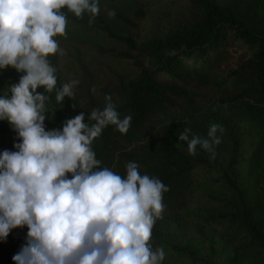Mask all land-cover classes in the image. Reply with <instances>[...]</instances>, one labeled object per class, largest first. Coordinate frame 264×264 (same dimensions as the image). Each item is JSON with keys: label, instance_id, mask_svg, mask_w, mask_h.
<instances>
[{"label": "trees", "instance_id": "1", "mask_svg": "<svg viewBox=\"0 0 264 264\" xmlns=\"http://www.w3.org/2000/svg\"><path fill=\"white\" fill-rule=\"evenodd\" d=\"M154 1L133 0L132 16L116 13L130 27L127 34L115 30L100 4L96 18L109 37L125 45L112 48L114 55L130 60L138 74L121 81L126 96L116 106L121 119L132 117L131 127L126 134L115 125L105 127L92 145L96 158L100 167L121 176L134 162L141 175L168 187L163 218L152 231L153 249L161 221L196 209L202 226H227V240L234 245L229 264H264V0H185V12L168 34L145 37L143 24ZM244 50L248 53L240 56ZM56 76L61 88L59 71ZM181 100L236 109V118L223 133L217 132L221 143L215 146L214 160L199 145L195 155L189 154L188 142L179 140L185 128L191 129L190 138H206L210 128L186 115V109L182 116L157 122L156 117ZM57 104L64 109L46 118L47 129H62L66 119L81 111L88 120L91 113L76 96ZM0 133L16 135L7 120L0 121ZM24 239L21 231H11L0 240V252ZM169 244L175 260L190 256L199 264H218L188 246Z\"/></svg>", "mask_w": 264, "mask_h": 264}, {"label": "clouds", "instance_id": "2", "mask_svg": "<svg viewBox=\"0 0 264 264\" xmlns=\"http://www.w3.org/2000/svg\"><path fill=\"white\" fill-rule=\"evenodd\" d=\"M100 10V0H0V70L23 73L0 95V121L7 120L19 139L15 151L0 153V240L18 227L28 229L26 243L12 258L15 264H162L165 259L163 248L153 249L150 241L163 218L168 187L141 175L134 162L127 164L126 176L100 167L92 147L108 125L126 134L132 117L121 119L108 95L103 110L91 111V126L82 111L62 129L45 125L48 94L55 91L56 102L63 104L66 97L74 99L79 84L72 80L57 88L50 57L64 52L54 37L67 36V13L81 19L88 14L91 25ZM218 131L225 129L212 124L206 138H190L191 129L185 128L179 140L188 142L189 154L199 145L214 160Z\"/></svg>", "mask_w": 264, "mask_h": 264}, {"label": "rangeland", "instance_id": "3", "mask_svg": "<svg viewBox=\"0 0 264 264\" xmlns=\"http://www.w3.org/2000/svg\"><path fill=\"white\" fill-rule=\"evenodd\" d=\"M100 4L104 15L115 30L127 34L130 27L119 21L116 15L110 17L109 13L121 11L132 16L135 8L133 0H100ZM186 5L185 0H155L143 24V36L157 37L168 34L172 25L185 12ZM67 17V36L54 37L58 40L64 54L51 56V63L60 72L64 83L72 80L79 81V84L74 88L75 96L89 108L90 112L94 109L103 110L108 95L111 96L112 103L117 106L126 96L125 88L120 85L121 81L123 80L125 83L138 74L137 68L130 60L117 57L113 53L112 48H124V43L109 37L97 18L93 24L89 25L88 14H85L82 19L75 17L72 13H67ZM247 53L248 51L244 50L240 56ZM21 75L23 73L17 72L11 67L0 70V95L7 91L9 84L17 83ZM38 91L43 93L45 90L41 87ZM8 95L10 96L11 93L9 92ZM48 95L50 99L46 104L49 112L45 115L47 118H52L56 109L64 108L57 104L55 91ZM185 109L186 115L192 116L199 124L207 127L219 124L225 128L231 123V120L236 118H232L236 109L229 104H213L207 107L181 100L177 107L163 112L156 117V120L158 123L167 122L182 116ZM85 122L90 126L94 123L87 119ZM218 133L220 132L218 131ZM18 142L17 132L16 135L0 133V149L2 151H15L14 145ZM205 213L206 211L201 212V214ZM199 215L198 210L191 209L173 214L157 225L155 236L157 248H163L165 252L162 264H199L190 256H186L183 260H175L173 248L169 244L171 242L195 249L199 255L212 258L218 264H229L230 256L234 253V245L227 240V226L211 224L204 227L199 222ZM15 230H19L27 236L26 226L18 227L12 231ZM25 243V239L10 242L0 252V264H15L12 258Z\"/></svg>", "mask_w": 264, "mask_h": 264}]
</instances>
